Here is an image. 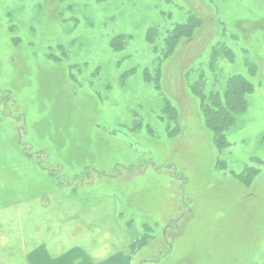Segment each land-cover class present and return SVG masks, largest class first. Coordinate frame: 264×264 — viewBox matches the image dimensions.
<instances>
[{"label": "rangeland", "instance_id": "obj_1", "mask_svg": "<svg viewBox=\"0 0 264 264\" xmlns=\"http://www.w3.org/2000/svg\"><path fill=\"white\" fill-rule=\"evenodd\" d=\"M235 76L218 145L203 98ZM21 231L86 232L98 263L264 264V0H0V264Z\"/></svg>", "mask_w": 264, "mask_h": 264}, {"label": "trees", "instance_id": "obj_2", "mask_svg": "<svg viewBox=\"0 0 264 264\" xmlns=\"http://www.w3.org/2000/svg\"><path fill=\"white\" fill-rule=\"evenodd\" d=\"M199 25L200 20L197 17H190L185 24L174 29V33L168 38L169 41L174 42L168 43H176L175 41L181 37L191 38L194 30ZM251 91L252 84L248 80L235 76L228 80L223 96L219 94L211 96L208 101L206 100L207 102L203 98L202 106L205 111V125L213 132L218 145L223 142L224 131L231 127L235 116L244 111L246 107V95ZM145 235L150 237L147 233ZM146 236H143L141 239L143 241L146 240Z\"/></svg>", "mask_w": 264, "mask_h": 264}, {"label": "crops", "instance_id": "obj_3", "mask_svg": "<svg viewBox=\"0 0 264 264\" xmlns=\"http://www.w3.org/2000/svg\"><path fill=\"white\" fill-rule=\"evenodd\" d=\"M20 218L19 221L22 220V217ZM115 222L117 221L115 220ZM86 223L87 220L83 221L84 227L86 226L85 230H87L86 228L88 227V224ZM112 233L114 234V232ZM130 233H132V236H130V240L135 241L133 232ZM119 234V231H115L117 244L118 242L120 244L118 238ZM33 235H35V233ZM87 235L88 234L85 232L82 234H75V237H73L72 239L69 237L68 239H64L62 242L64 248L58 252H55L54 249L50 247V245H45L39 239H36L37 237L29 236L26 232L21 231V233L19 234V244L22 249L20 247L18 256L19 258L16 264H116V257L109 258L106 262L99 263L96 262L97 259L92 260L91 257H88L93 247L92 242L89 241L90 239L89 237H87ZM100 248H98L97 246L96 250H101ZM1 249L4 250V247Z\"/></svg>", "mask_w": 264, "mask_h": 264}, {"label": "flooded vegetation", "instance_id": "obj_4", "mask_svg": "<svg viewBox=\"0 0 264 264\" xmlns=\"http://www.w3.org/2000/svg\"><path fill=\"white\" fill-rule=\"evenodd\" d=\"M175 222L176 221H173L172 223L173 224H175ZM174 226L171 224L170 226H167V229L169 228H173ZM164 253L165 252H163L161 255H164ZM162 258V257H161ZM159 260H161V259H159ZM159 260L157 259V260H155V259H150V260H148V261H146L145 263H142V264H160L159 263ZM157 261V262H156ZM263 263H264V261H263Z\"/></svg>", "mask_w": 264, "mask_h": 264}, {"label": "water", "instance_id": "obj_5", "mask_svg": "<svg viewBox=\"0 0 264 264\" xmlns=\"http://www.w3.org/2000/svg\"><path fill=\"white\" fill-rule=\"evenodd\" d=\"M117 133H118V132H116V131H114V132L112 131L110 134L115 136ZM121 134H122V133H121ZM122 135H123V134H122Z\"/></svg>", "mask_w": 264, "mask_h": 264}]
</instances>
